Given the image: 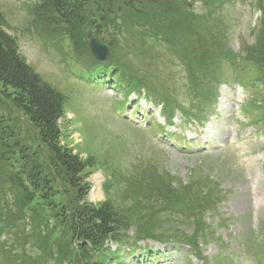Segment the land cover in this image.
<instances>
[{
    "label": "rangeland",
    "instance_id": "374dc122",
    "mask_svg": "<svg viewBox=\"0 0 264 264\" xmlns=\"http://www.w3.org/2000/svg\"><path fill=\"white\" fill-rule=\"evenodd\" d=\"M44 1L0 0V29L14 41L21 57L42 81L67 97L60 121L62 145L84 160L93 158L89 201L95 204L109 201L121 215L127 214L123 218L128 235L151 233L192 244L202 242L197 248L204 258L186 250L183 256L177 255L167 264H259L254 252L256 243L261 249L263 262H260L264 264V131L251 126L264 125V68L248 52L256 50L254 28L262 24L264 28L263 22L256 24L264 0H235L223 5L221 0H200V3L195 0L194 13L176 8L168 14V23L153 26L156 32L130 27L132 41H116L110 32L109 40L115 42L113 49L99 39L108 47V55L116 56L115 61L129 75L155 88L152 91L158 100L165 98L187 107L190 95L210 100L221 97L218 108L221 113L211 120L214 129L208 137L228 136L236 120L233 108L238 94L239 119L244 123L239 126L238 136L243 141L250 139L248 146L244 144L241 148L244 156L248 155L251 181L241 175L228 152L185 157L172 147L159 144L142 128L132 129L113 118L109 97L113 94L120 97V90L112 86L113 83L119 86L122 74L115 76L113 71V82H106L102 94L80 83L71 60L75 62V57L89 53L88 41H80L78 46L74 42L76 48L70 46L67 27L63 24L54 27L55 18L51 10L43 9ZM207 1L213 5L206 4ZM81 5L82 2L74 7L78 16ZM244 47L248 51L240 52ZM233 52L243 75L241 85L234 76L236 66L230 64L227 56ZM75 69L80 75L87 72ZM98 76L102 79L105 74ZM158 113L156 110L152 117L158 118ZM187 114L189 120L174 136V141L181 145L190 137L200 142L201 126L193 124L194 117ZM14 124L19 135L26 134L34 146L41 145L35 128L25 119L18 118ZM0 155L4 156L2 152ZM4 171L0 172V182ZM157 177L169 178V187H178L179 197L164 199L162 193L168 192L166 189L148 190V183ZM252 187L256 189V200L250 196ZM136 191H145L147 195L140 200ZM69 193L73 195L71 190ZM10 194L9 186L0 184V257L3 264H13L12 261L23 264L22 252L26 257L32 255L34 246L19 242L17 235L13 237L19 224L18 210L8 198ZM149 195L156 201L149 203L150 199H145ZM59 199L51 201L53 208H64ZM251 211H255V220L251 219ZM219 223L222 226L214 230ZM61 247L64 248L62 242ZM45 259L46 255L39 252L30 257L31 264H44ZM121 260L128 264V255L122 256L120 252L103 264H120ZM24 264L29 263L26 260Z\"/></svg>",
    "mask_w": 264,
    "mask_h": 264
},
{
    "label": "trees",
    "instance_id": "16d2710c",
    "mask_svg": "<svg viewBox=\"0 0 264 264\" xmlns=\"http://www.w3.org/2000/svg\"><path fill=\"white\" fill-rule=\"evenodd\" d=\"M193 1L45 0L43 9L52 11L54 27H67L70 46L76 48L74 42L78 46L80 41L96 36L113 49L115 42L109 40L110 32L116 41H132L128 28L156 32L153 26L168 23V14L176 8L191 12ZM81 2L78 16L74 7ZM255 38L256 50L251 53L258 60L257 65L264 68L263 24L256 29ZM75 58L89 67L98 65L87 53ZM115 60L116 56L110 55L108 63L121 67ZM66 101L63 93L42 81L21 57L14 41L0 29V152L4 154L0 155V172L6 169L0 184L9 186L8 198L18 210L19 231L13 237L17 235L19 242L33 244L32 255H46L44 264H99V260L110 255L108 243L120 247L124 241L157 236L128 235L123 218L127 214L121 215L109 201H89L93 158L84 160L62 145L60 121ZM18 118L35 128L41 145L34 146L26 134L19 135L14 124ZM168 180L157 177L148 183V190L166 189L163 197H179L178 187L170 188ZM138 192L141 200L144 191L135 193ZM57 197L64 208H53L51 201ZM145 199H150L149 203L156 201L150 195ZM22 253L21 262L28 259L31 264L32 255L28 258Z\"/></svg>",
    "mask_w": 264,
    "mask_h": 264
},
{
    "label": "water",
    "instance_id": "95a60500",
    "mask_svg": "<svg viewBox=\"0 0 264 264\" xmlns=\"http://www.w3.org/2000/svg\"><path fill=\"white\" fill-rule=\"evenodd\" d=\"M91 53L96 59L104 60L107 54V49L104 45L100 44L96 39L92 38L89 43Z\"/></svg>",
    "mask_w": 264,
    "mask_h": 264
}]
</instances>
